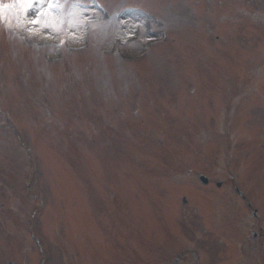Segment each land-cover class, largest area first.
Instances as JSON below:
<instances>
[{"label":"rangeland","instance_id":"374dc122","mask_svg":"<svg viewBox=\"0 0 264 264\" xmlns=\"http://www.w3.org/2000/svg\"><path fill=\"white\" fill-rule=\"evenodd\" d=\"M30 2L0 23V264H264V0Z\"/></svg>","mask_w":264,"mask_h":264},{"label":"snow or ice","instance_id":"6c2138e0","mask_svg":"<svg viewBox=\"0 0 264 264\" xmlns=\"http://www.w3.org/2000/svg\"><path fill=\"white\" fill-rule=\"evenodd\" d=\"M30 7H32L30 0H9L7 3L5 0H0V23H11L12 20H15L19 24V13Z\"/></svg>","mask_w":264,"mask_h":264},{"label":"flooded vegetation","instance_id":"af4514ba","mask_svg":"<svg viewBox=\"0 0 264 264\" xmlns=\"http://www.w3.org/2000/svg\"><path fill=\"white\" fill-rule=\"evenodd\" d=\"M261 231L263 232L264 229L263 228H257L256 230L252 231V234L250 236L249 241H252L253 243H255L256 248L254 250H251V251L255 252L254 257H256V262L263 263L264 262V232L262 233ZM247 244H248V242L242 244L243 250H241V251H243L244 253H246L245 250H246ZM186 253L191 254L190 251H182V253H179L178 255H176L173 258V260L175 262H180L181 260H183V258H185Z\"/></svg>","mask_w":264,"mask_h":264}]
</instances>
